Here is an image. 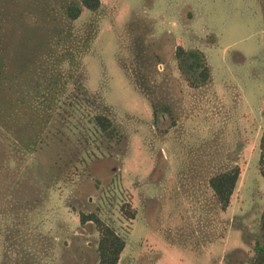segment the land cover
I'll return each instance as SVG.
<instances>
[{
    "label": "rangeland",
    "instance_id": "1",
    "mask_svg": "<svg viewBox=\"0 0 264 264\" xmlns=\"http://www.w3.org/2000/svg\"><path fill=\"white\" fill-rule=\"evenodd\" d=\"M0 0V264H252L264 241V0ZM202 51L192 87L176 48ZM167 105L153 113V104ZM121 134L109 138L95 116ZM235 166L227 210L209 179ZM123 206L135 217H127Z\"/></svg>",
    "mask_w": 264,
    "mask_h": 264
},
{
    "label": "trees",
    "instance_id": "2",
    "mask_svg": "<svg viewBox=\"0 0 264 264\" xmlns=\"http://www.w3.org/2000/svg\"><path fill=\"white\" fill-rule=\"evenodd\" d=\"M100 5L101 0H82V5H71L68 9V14L72 19H77L81 15L83 7L90 10H97ZM176 56L179 60L181 71L185 74L192 87H200L210 81L212 76L211 67L202 51L187 50L182 45H178L176 48ZM1 80L2 70L0 67V82ZM164 107L165 109L155 103L153 104V113L155 117H157L159 112H166V109H169L167 105H164ZM95 122L107 137L121 140V134L115 128L113 121L108 115L97 114L95 116ZM261 160H264V141L262 143ZM240 174V167L235 166L209 179L210 186L220 203L221 209L224 211L227 210L231 204V198L240 178ZM122 211L129 218L135 217V211L132 210L130 206L127 208L123 206ZM80 220L82 223L93 221L98 227L100 233L98 242V264H118L120 256L126 246L125 239L96 212H81ZM252 264H264V241L256 243V253Z\"/></svg>",
    "mask_w": 264,
    "mask_h": 264
}]
</instances>
